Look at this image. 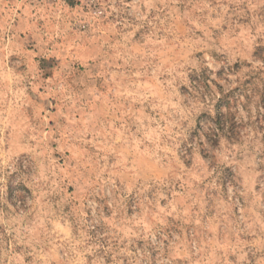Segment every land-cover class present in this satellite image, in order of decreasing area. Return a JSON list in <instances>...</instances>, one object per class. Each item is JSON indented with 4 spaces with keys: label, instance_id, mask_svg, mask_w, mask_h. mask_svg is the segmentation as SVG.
Returning <instances> with one entry per match:
<instances>
[{
    "label": "rangeland",
    "instance_id": "1",
    "mask_svg": "<svg viewBox=\"0 0 264 264\" xmlns=\"http://www.w3.org/2000/svg\"><path fill=\"white\" fill-rule=\"evenodd\" d=\"M0 264H264V0H0Z\"/></svg>",
    "mask_w": 264,
    "mask_h": 264
}]
</instances>
